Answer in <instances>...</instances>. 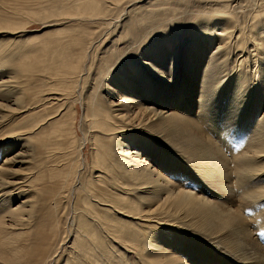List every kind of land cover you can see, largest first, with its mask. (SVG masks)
Segmentation results:
<instances>
[{"label":"bare ground","instance_id":"obj_1","mask_svg":"<svg viewBox=\"0 0 264 264\" xmlns=\"http://www.w3.org/2000/svg\"><path fill=\"white\" fill-rule=\"evenodd\" d=\"M14 1L15 9L0 17V29L14 34L23 24L22 19H16L21 14L23 18H55L62 23L51 32L26 33L21 41L14 37L18 45L11 46L13 49L4 50L10 42L0 40V59L13 67L10 74L20 78L19 82L23 77L38 79V73L47 76L41 87L50 92L38 101L40 108L33 103L6 132L26 130L29 136L23 145L32 158L44 147L49 149L48 145L52 153L62 151V156H55L62 157L63 163L54 166L48 176L50 181H61L46 192L51 210L56 211L61 199L69 197L67 189L79 181L81 148L84 141L90 145L87 180L74 187L79 205L74 202L72 208L75 212L81 208V213L74 215L71 232L76 253L72 251V258L61 264H82L85 260L90 264H117L115 252L121 255V251L115 241L130 249L141 264H189L186 258L168 251L157 233L168 227L189 231L193 239H183L186 245L191 246L195 240L196 246H201L199 250L213 255L217 251L245 264H264V247L255 240L259 230H264V106L263 112L257 113L258 103H251L254 95L264 103V0H197L198 5L192 6L196 11L184 16L177 8L185 0ZM185 45L188 49L183 50ZM172 46L174 51L170 53ZM192 72L200 88L198 106L188 117L183 108L177 112L179 105L174 104L181 103L180 95H186L178 81L187 87ZM230 73L232 90L222 102L220 93ZM149 79L154 80L151 88L146 86ZM103 80L115 81L114 89L123 96L120 102L114 103V99L107 103L91 95L93 84ZM161 82L165 85H161L162 94L172 102L169 108L130 94L132 90L152 94L159 88L156 83ZM261 83L262 89L256 91ZM17 86L0 79V121L25 110L24 102L15 94ZM10 98L14 100L7 106L4 101ZM77 101L82 105V124L86 126L82 138L73 130V102ZM46 103L56 107L50 109ZM246 112L252 119L250 127H245ZM203 122L217 126L218 135L230 140L239 128L246 131L245 144L231 153L233 156L223 155L217 143L219 136L214 137L209 129L212 127L205 129ZM124 131L130 138H137L120 141ZM31 139L44 150L31 145ZM176 156L192 165L193 173L212 186L216 198L221 199L202 197L173 185L159 166ZM232 158L234 166L230 168ZM53 163L58 164L56 160ZM36 167L28 166L25 177L3 175L0 190L16 186L20 191L24 185L31 189L35 182H44L46 175L42 170L36 173ZM36 192L18 196L22 200L15 207L10 201L17 194L2 199L0 229L7 231V237L0 245V264H46L55 252L51 247L52 253L45 252V227L34 219L43 198ZM250 218L253 223L248 224ZM142 221L150 222L145 227L149 230L136 229L133 234V228ZM57 223L56 216L48 231L54 232Z\"/></svg>","mask_w":264,"mask_h":264},{"label":"rangeland","instance_id":"obj_2","mask_svg":"<svg viewBox=\"0 0 264 264\" xmlns=\"http://www.w3.org/2000/svg\"><path fill=\"white\" fill-rule=\"evenodd\" d=\"M141 1H140V3H141ZM191 1L193 2L194 5H192ZM196 1L197 0H194V1L190 0V2H189V0H185V2L184 1H180L182 3H178L179 6L177 8L178 9L177 12L178 13L181 12L182 16H184V13L186 14L187 12H190L191 10L193 11L194 9L192 8V6L195 8L196 4L198 5V1L202 2V0H198L197 2ZM222 1H224V0H222ZM15 2H17V1H14V0H0V17H3V15L9 14L11 11H13L15 9L14 8V6L16 4ZM145 2H146V0L143 3H145ZM219 2H220V0H219ZM240 3H241V0H240ZM231 4L234 5V2L231 3ZM181 5H183V6H181ZM188 5H191V7L190 6L188 7ZM186 7H187V9H186ZM189 8H191V9H189ZM182 11H185V12H182ZM194 11H196V9ZM189 14L185 15V17L189 16ZM23 15L21 14L22 17L20 15H17V16L15 15L17 20H18V18L20 20L21 19L23 20V21H21V23H23V24H21V26L19 25L20 27H17L15 29L16 31L14 30L15 31L14 34L13 33L12 34L9 33L7 30L5 31L4 29H0V40H2L1 43L10 42V45H8V46H10V48L8 46H6L5 47L6 49L3 48L4 50L13 49L11 46L18 45V42H15V40L16 41L23 40L25 38L24 35L26 33H33V34L37 33V34H40V33L44 32L45 30L51 32V31H54L58 26H61L59 24H62V23H57V20L55 18L39 19L37 17H32L31 18V16H27V15H25L24 18H23ZM28 17H30V18H28ZM185 17H182V18L184 19ZM183 22H185V21H183ZM22 25L24 26L23 29H22ZM36 30H38V31H36ZM101 31L102 32L105 31V28H101ZM8 37H9V39L13 38L12 40L15 43L11 39H10V41H6L8 39ZM14 37H15V40H14ZM107 42H108V40L105 41L104 43L106 44ZM103 44H101V46ZM187 44H188V41H187ZM188 46L189 45H187V46L185 45L183 50L188 49ZM173 48H174V46L171 47V50L169 51L170 53H172L174 51ZM0 58L2 59V57H0ZM1 59H0V62H2V63L0 64V73H1L0 74V79H1V81H2V79L5 80L6 84H10L12 86L15 85V84L18 85L16 87V89L19 88L18 90L21 91V92L16 90L15 94H17L16 96H20V100H22V102H24L23 104H24L25 110L17 112V113H14V114H10L9 116H7L8 117L7 119L5 118L2 121H0V178L3 175L9 174V173L16 175L17 178H19L21 176L25 177L27 175V173H28V170H27L28 166H30L32 164L33 166H37L36 167V173L38 171L41 172V170L43 171V174L46 175V180H44V182H35V184L32 185L31 189H29L30 186L24 185L20 191H19V189L16 190V188H15L16 186H14L13 188H15L16 191H11L10 192V190H12L13 188H11L10 186L9 187L8 186H3L4 189L0 190V202H1L0 203V210H2L4 208L3 205H2L3 204L2 203V199L3 198H7V200H8L9 196H13V195L17 194L16 197L13 199V201H10L11 204L13 205V207H15L16 205L19 204L20 200H22L20 198H17L18 196H23V195L27 194V192L28 193L32 192V190L37 191L36 194L41 195L43 198L41 199V202H40L41 205H39V208L36 211L37 212V216L35 214L34 219H35V222L37 221L36 224H39L40 221H41V225L44 224L45 228H43L42 237L45 240L44 241L45 252H47V253L51 252L52 253V249H53V252L55 251L51 255V257L49 256V259H47V263L46 264H61L67 257H69V254L71 255V252L75 250V248L72 247V245H71V242H72V239H71L72 234H71V232H72V229L75 228L74 226H72V225H74V222H73L74 215L75 216H76V214L79 215L81 213V211L79 209H81V208L77 209V211H76L77 213L72 208L73 207L72 205L74 204V202L76 200L75 199L76 198L75 197L76 193L74 191V187H76L79 184V182H80V184H83L87 180V176H88L89 169H90V166H89V163H90V155H89L90 145H89L88 141H84L83 142V145H82V148H81L82 156H83V160H82L83 166L82 165L80 166V168H81L80 169V177H78L79 181H77L76 184L72 185L73 188H71V186H70V188L67 189V191L69 193L71 192L70 194L66 193L69 196L68 197L69 199L68 198L67 199H65V198L61 199L62 201L57 205L56 211L51 210L52 209V207H50L51 203L47 199L48 194L46 192H47L48 188H52L53 187L54 183H58V182L60 183L61 181L60 180L56 181L57 179L55 181L54 180L50 181V178H48V176H49V173H50L51 169L54 166L59 165L60 162L63 163L62 157L57 158L55 156L56 154H57V156H60V154L62 156V151L59 149V151H61V152H59V151L57 152V150H58L57 149V150H55L52 153L53 149L50 148V145H48V148L50 150L47 149V147H44L45 148V150H44L43 148H41L43 146L38 147L41 144L35 143L37 145V147H35V148H38L41 151L43 149L44 151H42L43 153L42 152L39 153L38 156H33V158H32L31 157L32 153L30 154L29 151L25 152L27 147L25 145H23V143L26 141V139L28 140L29 133L26 130H24V129L17 130V131H15L16 133L13 132L15 134H13V133L12 134H7L10 131L6 132L7 129H10V127H13L14 123L19 119L20 116H22V115H24V114H26L28 112L27 108H31L33 106V103H34V106H36L37 108H40L39 107L40 103L38 101L41 102V100L46 99L47 98V94L49 95V92H50V91H48L46 89H43L41 87V82L42 83L45 82L47 80V78H46L47 76L45 74L38 73L36 75V77H35V78H38V79H32L31 80L30 77H27V78L25 77V79L23 77L20 80V82L22 81V84H23L22 85L19 82L20 78H16V77H14L13 74H10V71L13 70V67L5 65ZM178 73H180V72H178ZM179 75L180 74H178V76ZM8 76H10V77H8ZM44 76H46V77H44ZM177 78H178V80H180L179 77H177ZM232 78H233L232 77V73H230L227 76V79L224 81V82H226L225 83V89L223 88L221 93H220L222 95V100H221L222 102H226L227 101V96H229V94H230V92L232 90V88H231L232 83H233L232 82ZM89 79H90V77L88 76L87 84H88ZM149 80L151 82L147 81L146 82V86H150V88H151L152 86H154L152 84V82L154 80H152V79H149ZM142 82H143V80H142ZM189 82L190 83H189V85L187 87H183L181 84H179V81H178L179 87H181L183 90H185V94L186 95H180L182 97L181 103H179V102L175 103L174 106L179 105V107L177 109V112H180V110L183 108V110L187 113L188 117H192L190 115V112H194L195 111V107L198 106V104H197V96H198V92H199L198 90L200 88L199 87L200 84H199V81H197V76L195 75V73L192 72V73L189 74ZM253 83H254V81H253ZM156 84L157 85L160 84L159 88H157V90L155 92H153L152 94L151 93L150 94H146L145 92L136 93V92H133V90L130 91V94H133V97H135L136 99H141V98L151 99L152 101H155L157 103L165 105L166 107L169 108V106L172 104V102H171V100L169 98L165 97L162 94L163 93V91H162L163 87L161 85H164V83L161 82V83H156ZM248 84L250 85V82H248ZM26 85H27V87H26ZM35 85H37V86H35ZM115 85H116V83H115L114 80H112L111 82H109L108 80L96 81L93 84L94 87L91 89V95L94 94L98 98H100L102 101H106L107 103H110L111 101H114V99H116V101H114V103H116L117 101L120 102V99H122L123 96L119 93V91L114 89ZM254 85H255V83H254ZM164 87H165V85H164ZM35 88H37L38 90H36ZM261 89H262V83H261V85L258 87V89L256 91H259ZM22 90L23 91L25 90V91L22 92ZM40 90L43 91V94L40 92ZM44 90H46V91H44ZM38 92H40V94ZM112 92L115 95V98H113ZM35 93H38L40 95V97H39L38 94H35ZM30 96L32 98H30ZM33 96H35V98ZM37 97H39V98H37ZM178 97H179V95H178ZM21 98H23V99H21ZM10 99H8L9 101L6 100L7 102L4 101V104H6L7 106H11L10 102L12 100H14V99H11V100ZM259 99L260 98L257 99L256 96L254 95V98H253V100L251 102V103H255V102L258 103L259 106L257 107V109L259 108V110H257V113H259L261 111L263 112V106H264V103L261 102V100H259ZM32 101H34V102H32ZM193 102H195V105H193ZM73 103L75 104V107H76L75 108L76 109V116L74 118V125H73L74 129L73 130H74V132H75L77 137L82 138L83 137V131L85 130V127H86L85 125L82 124V114H83L82 111H83V108H82V105H81V103L79 101L73 102ZM46 104L49 105L48 107H50V109H52L53 107H56L54 104H52V105L49 104V103H46ZM250 107H254V105L250 104ZM245 115H246L245 116V125H246L245 127H250V123L252 122V119L250 118L248 112H246ZM7 122H9V123H7ZM10 123H12V124L10 125ZM202 124H203L202 126L205 129H208L209 126H211V125H209V123L207 124V123L203 122ZM209 129L212 131V135L214 137H218L219 136L218 135L219 130H218L217 126L209 128ZM246 134H247L246 131H244V130L239 128L234 133V139L230 140L226 136L223 137V134L220 135L219 138H218L219 140L217 141V143H218V147L220 148V150H222L221 151L222 154L224 153L223 155L230 156V157L233 156L231 153H234L236 150L240 149L241 145L245 144V141H246V138H247ZM16 135H17V137H16ZM129 135H130V133H128V132L126 133L124 131L123 136H120V138H121L120 141H122L123 138H126V139H133V138L135 139V138H137L136 135L135 136L131 135L132 136L131 138H130ZM23 136H25V137H23ZM22 139H23V141H22ZM32 140L33 139H31L30 142H32ZM33 142H34V140H33ZM33 142L31 143V145L36 146ZM178 143L179 142H177V144ZM165 148H166V146H165ZM51 149H52V151H51ZM50 151H51V153H49ZM130 151L133 152V150H130ZM170 151L171 152L172 151L175 152L171 147H170ZM41 154H43V155L41 156ZM49 154H51V155H49ZM40 156H41V158H40ZM46 157L49 158V161L52 162V163L47 161L48 159L45 161ZM176 157L167 158L164 161V163L159 166V169L161 170V172H163L162 174L165 175V177L167 176L171 180L173 185H178L181 188L190 189L191 191L195 192L196 194H199V196H202V197H206V198L214 199V200L215 199H221V198H216L217 196H215V194L213 193V190H212L213 187L212 186H210L209 184H208V186L206 184H204L203 180L199 177V175L193 173V171L191 169L192 165L187 164L186 161H184V160L182 161L178 156H176ZM50 158H51V160H50ZM29 159L31 160L30 162H29ZM54 160H56L58 164L53 163ZM39 161H41V162L43 161L42 163L44 165L41 162H39ZM44 162H46V163H44ZM37 163H39V164H37ZM53 164H55V165H53ZM39 165L40 166L43 165V166L40 167ZM228 166L230 168H233V166H234L233 158L229 160ZM44 168H46V170ZM188 169H191V170H188ZM44 170H45V172H44ZM14 177L15 176H13L12 178H14ZM15 182H17V181H15ZM231 182H232V184L234 183L232 180H231ZM205 183H206V181H205ZM234 190H235V193H237V190L233 189V191ZM74 193H75V195H74ZM210 194H212V195H210ZM233 196H234V198L236 200L235 202H237L238 201L237 196L235 194ZM48 204H49V206H48ZM77 205H79V204H77ZM247 212L248 211H246V212L244 211L243 213L246 215ZM257 212H259V210H257ZM56 216L58 217V223H57L58 227L57 226L55 227V229H54L55 233L53 231L49 232L47 227L50 225V223L52 221H54L56 219ZM39 217H40V219H39ZM252 221H253V219L250 218V219H248L247 222H249L248 224H251V223H253ZM148 224H150L149 221H142L141 225L140 224L136 225L133 228L132 233L133 234L137 233L136 229H142L143 228L145 230H149V228H145V227H147ZM137 227H141V228H137ZM34 230L36 231L35 228H34ZM164 230H165V232H163L162 230H159L157 233L158 234L160 233V236L163 238L162 240L166 242V246L168 247L167 250L168 251L170 250L172 253H174V255L176 257L179 256L180 258H186V261L189 264H245L243 262H240L239 260H236V259H233L232 257L227 256L225 253H220V252H217V251L214 250L215 251V255H213L208 250H199L201 248V246H199V245L196 246L197 241H195V240L193 242L195 245L193 243H190L191 246L184 244L185 240L183 241V239L187 238L189 240V239L192 238L190 236V232L189 231H186V230L183 231L181 229L177 230V228H173V227L164 228ZM6 233H7V231L5 229H0V245L6 239V237H7ZM51 234L52 235L54 234V235L52 236ZM52 238H54V239H52ZM177 238H181L182 240L179 239L177 241ZM255 240H256V242L259 245L264 247V230H261V232L259 230L258 237ZM48 241H50V243ZM60 241H61V243H60ZM118 242L119 241H117V242L115 241V244H116L117 247H119V250L121 251V255H120V253L115 252L117 254L116 255V261L119 259V261L116 262L117 264H141L140 260L138 261V258L136 257V255L133 252H131L130 249H127L126 247H123ZM56 246H58V247L55 248ZM196 252H198V254ZM74 253H76V252L74 251ZM122 253H124V255H122ZM167 253L168 252H165L164 255H166ZM200 254H201V256H200ZM119 256H121L122 259ZM69 258H72V257H69ZM85 261H84L85 264H90L87 260H85ZM204 261H206V262H204ZM84 262L82 264H84Z\"/></svg>","mask_w":264,"mask_h":264}]
</instances>
